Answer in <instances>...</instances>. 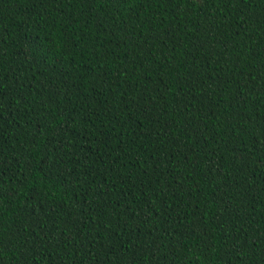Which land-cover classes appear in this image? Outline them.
Instances as JSON below:
<instances>
[{"label":"trees","instance_id":"obj_1","mask_svg":"<svg viewBox=\"0 0 264 264\" xmlns=\"http://www.w3.org/2000/svg\"><path fill=\"white\" fill-rule=\"evenodd\" d=\"M0 264H264V0H0Z\"/></svg>","mask_w":264,"mask_h":264}]
</instances>
